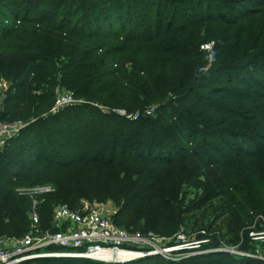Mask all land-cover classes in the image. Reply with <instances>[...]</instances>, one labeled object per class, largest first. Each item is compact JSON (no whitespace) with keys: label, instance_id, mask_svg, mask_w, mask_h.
I'll use <instances>...</instances> for the list:
<instances>
[{"label":"trees","instance_id":"1","mask_svg":"<svg viewBox=\"0 0 264 264\" xmlns=\"http://www.w3.org/2000/svg\"><path fill=\"white\" fill-rule=\"evenodd\" d=\"M2 80L0 120L35 121L0 152V238L30 233L35 199L45 231L109 178L120 227L173 237L193 219L202 237L179 261L115 264H264L242 253L264 256V0H0ZM58 86L77 101L44 116Z\"/></svg>","mask_w":264,"mask_h":264},{"label":"built area","instance_id":"2","mask_svg":"<svg viewBox=\"0 0 264 264\" xmlns=\"http://www.w3.org/2000/svg\"><path fill=\"white\" fill-rule=\"evenodd\" d=\"M4 84L8 86L6 81ZM71 100L68 93L59 97L53 107V113L57 114L61 106L69 104ZM28 125V122L22 120L13 122L0 120V152ZM51 190V186L44 185L21 189L20 192L34 195ZM38 204L35 199L31 212L33 227L30 233L20 238H0V264H37V260L45 258L95 259L115 264L156 255L174 260L175 258L171 256L179 249L170 244L166 237L153 232L142 233L120 227L115 221L118 212L116 208L85 200H82L75 209L66 204L55 205L51 229L42 231L37 212ZM250 236L254 241H264V226L253 229ZM243 254L264 259L261 253ZM186 256L190 255L184 254L181 258Z\"/></svg>","mask_w":264,"mask_h":264},{"label":"rangeland","instance_id":"3","mask_svg":"<svg viewBox=\"0 0 264 264\" xmlns=\"http://www.w3.org/2000/svg\"><path fill=\"white\" fill-rule=\"evenodd\" d=\"M242 30L239 29L238 33H241ZM213 47V43H210V44H204L202 46V49H208V50H211ZM211 67V66H208L207 69ZM219 77V75H215V74H210L209 75V78L205 81V85L208 87V91L213 87V83H215L214 81H216V79ZM226 77V76H225ZM5 81L2 80L0 81V96L1 97H4V93L7 92V90L9 89V85L7 86V84H4ZM6 86V87H5ZM8 87V88H7ZM56 91V95H55V102L52 106V108L50 110H48V112H46V114H44V116H47V115H52L54 114L53 113V107L57 104L58 102V99L59 97H61L62 95L64 94H70L71 95V98H72V102L70 101L69 104H65V105H62L59 104L61 106V110L57 113L59 114L65 107H68L70 105H73L74 103V100L77 101V99L72 95V93L68 92L65 88H61V87H57L55 89ZM206 91V90H204ZM216 99H219V96L215 97ZM194 101H196L197 97L194 96ZM177 107H180L178 104H176ZM115 110H117L120 114H124L125 111L124 109H121V108H115ZM114 110V111H115ZM132 117L131 118H135V115H131ZM219 120L220 119H223V121H226L224 122V125L225 126H229L230 124V120H226L227 117L226 116H220L218 118ZM35 121V119H29V120H25L24 122H28L29 124L31 122ZM260 120H256L254 121L253 124L259 122ZM264 124L258 128V129H253L254 126H252L251 128H244V129H248V130H255V132L257 131H264ZM201 138V136H200ZM203 138V136H202ZM106 183H110V179L109 178H100L99 180H96V182L93 184L92 186V190H93V193H94V197L92 198H84L85 201H89V202H97V203H104L105 205H108V206H111L113 208H116L117 210H119V206L117 205V203L115 202L114 200V197L110 195V193H112V189H111V184L109 186L106 185ZM37 187V186H36ZM32 188H35V187H32ZM107 191L108 192V195L109 197L107 196V200H101L102 197H104V192ZM38 194H41V193H34V195H38ZM218 201V200H217ZM258 218H256V222L257 224L260 226H262V223H259L258 222ZM188 223H190V225L188 226H184L183 229H181L180 233L177 235V236H173V237H166L168 239V241L170 242V244L174 245L175 248H179L178 250H175V252H173L172 256L171 257H174V261H179L181 260L182 258V255L186 254V255H190V256H194L196 254H198L200 252V243H199V239H201L202 237L200 238H197L196 237V233H195V230L193 229V219L190 220ZM124 224V223H123ZM131 229V227H128ZM254 229V228H252ZM257 229V228H256ZM228 239H231V236H228L227 239L224 238V240H220V243L221 244V247L223 248H227V249H230V250H236L238 251L239 248H238V245L236 243H231L229 242ZM219 240V239H218ZM228 240V242H227ZM260 246H257V252L255 255H259L260 254ZM240 251V250H239ZM242 253H245V252H242Z\"/></svg>","mask_w":264,"mask_h":264},{"label":"water","instance_id":"4","mask_svg":"<svg viewBox=\"0 0 264 264\" xmlns=\"http://www.w3.org/2000/svg\"><path fill=\"white\" fill-rule=\"evenodd\" d=\"M224 251L231 252V253H238V251L230 250V249H224ZM238 254H239V253H238ZM139 259H142V258H139ZM139 259L130 260V261H127V262H133V261H137V260H139ZM90 260H93V261H96V262H100V263H101V261H99V260H95V259H90ZM127 262H126V263H127Z\"/></svg>","mask_w":264,"mask_h":264}]
</instances>
